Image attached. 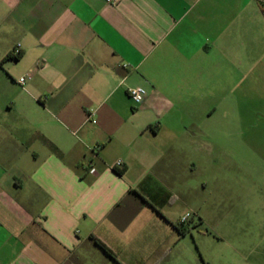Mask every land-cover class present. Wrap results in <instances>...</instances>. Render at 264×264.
I'll list each match as a JSON object with an SVG mask.
<instances>
[{
	"label": "crops",
	"instance_id": "obj_1",
	"mask_svg": "<svg viewBox=\"0 0 264 264\" xmlns=\"http://www.w3.org/2000/svg\"><path fill=\"white\" fill-rule=\"evenodd\" d=\"M247 85L264 0H0V264H172L202 222L176 187Z\"/></svg>",
	"mask_w": 264,
	"mask_h": 264
},
{
	"label": "rangeland",
	"instance_id": "obj_2",
	"mask_svg": "<svg viewBox=\"0 0 264 264\" xmlns=\"http://www.w3.org/2000/svg\"><path fill=\"white\" fill-rule=\"evenodd\" d=\"M209 126L213 152L199 154L203 163L176 187L172 206L202 222L179 239L172 264H264V90H231ZM86 264L112 263L96 256Z\"/></svg>",
	"mask_w": 264,
	"mask_h": 264
},
{
	"label": "built area",
	"instance_id": "obj_3",
	"mask_svg": "<svg viewBox=\"0 0 264 264\" xmlns=\"http://www.w3.org/2000/svg\"><path fill=\"white\" fill-rule=\"evenodd\" d=\"M120 0H109L110 3L112 4H116L117 2H119ZM18 52L16 51L14 54H17ZM29 77V74H26V75H23V76H20L18 78V82L20 84H23L25 79ZM127 93H128V96L130 97L131 101L133 102V104H139L141 103L144 98H145V95H146V90L144 87L142 86H133V87H129L127 89ZM95 121V120H93ZM115 166H120L121 165V160H117L114 164ZM190 218V213L189 212H185L184 214H182L180 216V224H184L186 223Z\"/></svg>",
	"mask_w": 264,
	"mask_h": 264
},
{
	"label": "trees",
	"instance_id": "obj_4",
	"mask_svg": "<svg viewBox=\"0 0 264 264\" xmlns=\"http://www.w3.org/2000/svg\"><path fill=\"white\" fill-rule=\"evenodd\" d=\"M19 55H20V52H18L17 54H14V55H10L9 57L17 58ZM94 240L110 258H112L113 260L117 261L114 252L105 243H103L98 238H94Z\"/></svg>",
	"mask_w": 264,
	"mask_h": 264
}]
</instances>
